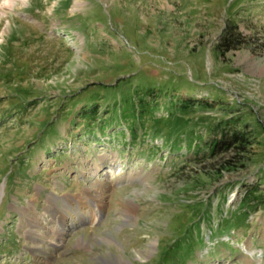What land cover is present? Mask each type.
Segmentation results:
<instances>
[{
    "label": "rangeland",
    "instance_id": "obj_1",
    "mask_svg": "<svg viewBox=\"0 0 264 264\" xmlns=\"http://www.w3.org/2000/svg\"><path fill=\"white\" fill-rule=\"evenodd\" d=\"M0 264H264V0H0Z\"/></svg>",
    "mask_w": 264,
    "mask_h": 264
},
{
    "label": "trees",
    "instance_id": "obj_2",
    "mask_svg": "<svg viewBox=\"0 0 264 264\" xmlns=\"http://www.w3.org/2000/svg\"><path fill=\"white\" fill-rule=\"evenodd\" d=\"M219 44L222 53L225 54L231 50H235L240 46L241 40L235 32L225 35ZM188 104H183L182 109L184 111L195 109L197 105L200 107L208 106L211 104L205 100L188 99ZM96 108H93L91 112H95ZM156 110L152 105L144 106L141 110L140 117L144 118L145 114ZM99 112V109L96 111ZM230 115V116H229ZM225 119L217 123L212 129V134L207 137L204 134L191 133L187 136L188 150L196 149L195 157L199 158H212L217 159V171L223 174L225 171H239L244 169L246 163L254 154L255 139L251 125L248 121L244 120L242 116H238L234 113L229 114ZM195 136V138H193ZM197 142L195 143V141ZM176 148L181 149L182 146L176 144ZM254 188L248 189V195L252 194ZM247 198V197H246ZM242 201H245L242 200Z\"/></svg>",
    "mask_w": 264,
    "mask_h": 264
},
{
    "label": "bare ground",
    "instance_id": "obj_3",
    "mask_svg": "<svg viewBox=\"0 0 264 264\" xmlns=\"http://www.w3.org/2000/svg\"><path fill=\"white\" fill-rule=\"evenodd\" d=\"M99 171H100V168H96L94 171H93V174L96 176L98 173H99ZM99 199H101L100 197H99ZM100 202V201H99ZM82 206H83V204H82ZM80 207H81V205H79L78 206V210H80ZM92 213H91V215H90V218L89 219H91V221H94V220H96L98 217H97V215H94L95 213H94V209L91 211ZM81 214H82V217L84 218V217H86V216H84L83 215V213L81 212ZM87 218V217H86ZM41 226V225H40ZM59 230V229H58ZM55 233H59V231L57 232V231H55Z\"/></svg>",
    "mask_w": 264,
    "mask_h": 264
}]
</instances>
